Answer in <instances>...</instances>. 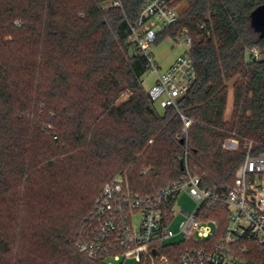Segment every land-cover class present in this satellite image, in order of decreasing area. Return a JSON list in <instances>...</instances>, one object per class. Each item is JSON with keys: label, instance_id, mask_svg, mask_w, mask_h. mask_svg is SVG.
Returning a JSON list of instances; mask_svg holds the SVG:
<instances>
[{"label": "trees", "instance_id": "1", "mask_svg": "<svg viewBox=\"0 0 264 264\" xmlns=\"http://www.w3.org/2000/svg\"><path fill=\"white\" fill-rule=\"evenodd\" d=\"M110 1L0 0V264L27 256L103 264L79 253L77 232L125 167L131 192L145 198L183 177L186 146L192 173L218 190L234 184L246 139L255 143L253 155L264 153V38L251 18L264 0H178L187 6L154 44L177 42L187 30L197 79L177 108L162 113L142 86L147 59L127 42L146 0ZM251 47L260 59L247 58ZM231 82L234 111L226 121ZM182 116L191 121L186 132ZM233 133L241 144L230 151L223 145ZM93 174L84 192L79 182ZM35 175L49 177L45 198L29 194ZM76 203L86 211L80 222L71 214ZM209 213H221L225 226L226 209ZM183 245L163 252L178 263Z\"/></svg>", "mask_w": 264, "mask_h": 264}, {"label": "built area", "instance_id": "2", "mask_svg": "<svg viewBox=\"0 0 264 264\" xmlns=\"http://www.w3.org/2000/svg\"><path fill=\"white\" fill-rule=\"evenodd\" d=\"M177 0H146L139 20L130 25L127 42L147 59L149 70L156 74L148 92L153 103L163 108H177L178 100L194 85L197 72L191 56L192 38L184 31V51L164 72L154 60L151 47L160 32L171 27L180 17ZM112 6H121L111 0ZM249 60L261 58L260 51H246ZM184 132L191 121L182 116ZM57 138V136H55ZM241 142L233 133L223 147L238 150ZM254 141L245 140V160L235 174L234 184L227 189H211L189 168L185 148L183 177L160 189L155 195L139 197L131 192L128 177L120 172L106 183L77 232L76 247L85 257L102 261L134 258L138 264H264V153L253 155ZM187 193L195 202L193 213L176 211L178 197ZM226 209L222 215L210 216V210ZM141 213L138 230L133 229V216ZM183 214L180 234L184 236L178 263L163 252L164 242L175 236L170 225ZM112 264V263H108Z\"/></svg>", "mask_w": 264, "mask_h": 264}, {"label": "rangeland", "instance_id": "3", "mask_svg": "<svg viewBox=\"0 0 264 264\" xmlns=\"http://www.w3.org/2000/svg\"><path fill=\"white\" fill-rule=\"evenodd\" d=\"M176 5L178 6V9L181 11L184 7L187 6V2H185V1L178 2V0H177ZM107 7H108V4H107L106 8ZM183 51H184V48H183L182 41L175 42L171 38H165L164 40L161 41V43L153 44L151 47V52L154 55V60L157 63L160 72L166 71L171 66V64H173L175 62V60L179 57V55H181L183 53ZM155 80H156V74L153 70H149V72L142 77V86L146 92H149L151 87L154 85ZM233 85H234V82L229 83L228 101H227V107H226V112H225V120L226 121H229L232 119L233 111H234V87H233ZM127 97H128V95L124 94L122 96V99L120 100V103L125 101ZM154 106L159 113L163 112L164 108L161 106V104L159 102L154 103ZM38 114L41 115V112ZM36 123L38 125L39 124L42 125L43 122L40 121V119H36ZM46 129H48L49 131H53L54 126L53 125L47 126ZM53 135H54L53 138L56 141L57 140V138H55L56 133H54ZM226 141H227V139L225 140L224 143H226ZM130 168H131V166L125 167L120 172L125 173L126 176L128 177ZM120 172H118V174ZM84 183H86V184L84 185ZM50 184L51 183H50L48 176L42 177L41 175H35V176H33L32 180L30 182L31 189L29 191V194H31V196H39V197H41L43 195V197L45 198L47 196L48 190L50 188ZM94 184H95L94 174L87 179L82 177L80 182H79V186L81 187V189L84 192H85V188H87L89 186L91 187ZM67 198L68 197L63 198L61 200V202H66L64 199H67ZM34 199L36 200V197H34ZM38 199H41V198H38ZM79 207H81V203H76L75 206L72 208L73 210L71 211V214H73L75 218L79 219L78 222H80L82 220L83 216L86 213V211H85L83 214H80L79 209H78ZM194 209H195V202L193 201V199L187 193H185V192L181 193L178 197L176 211L180 212L181 210H184L188 213H193ZM141 216H142L141 213H136L133 216V229L135 231L139 229V226L141 223ZM24 217L26 219H31L30 218L31 216L28 212L24 213ZM185 219H186V217L183 214H180L178 217L174 218V220L172 221V223L170 225V229L173 231L175 236L172 237L171 239L165 241L164 242L165 246L180 245L184 241V236L179 233L180 232L179 225ZM42 254H45V251H43ZM52 261L54 262V260H51L50 258L45 260L44 257L41 261H38V260L31 261L29 259V257L27 256V257H25L24 260L21 261V264H51ZM108 263H112V264H138L134 258H127V259L122 258L120 261H116V260H114V258H106L103 260V264H108Z\"/></svg>", "mask_w": 264, "mask_h": 264}, {"label": "water", "instance_id": "4", "mask_svg": "<svg viewBox=\"0 0 264 264\" xmlns=\"http://www.w3.org/2000/svg\"><path fill=\"white\" fill-rule=\"evenodd\" d=\"M252 26L254 30L260 34L261 38H264V4L258 6L251 15ZM181 170L185 169L184 160H180Z\"/></svg>", "mask_w": 264, "mask_h": 264}]
</instances>
